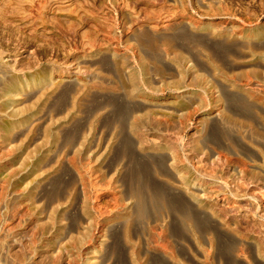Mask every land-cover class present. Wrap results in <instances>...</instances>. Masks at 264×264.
Instances as JSON below:
<instances>
[{
    "label": "rangeland",
    "instance_id": "rangeland-1",
    "mask_svg": "<svg viewBox=\"0 0 264 264\" xmlns=\"http://www.w3.org/2000/svg\"><path fill=\"white\" fill-rule=\"evenodd\" d=\"M0 264H264V0H0Z\"/></svg>",
    "mask_w": 264,
    "mask_h": 264
}]
</instances>
